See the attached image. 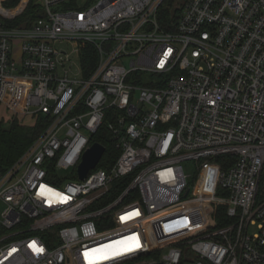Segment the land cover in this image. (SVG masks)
Segmentation results:
<instances>
[{
	"label": "built area",
	"instance_id": "2783aa9c",
	"mask_svg": "<svg viewBox=\"0 0 264 264\" xmlns=\"http://www.w3.org/2000/svg\"><path fill=\"white\" fill-rule=\"evenodd\" d=\"M10 1L0 124L44 128L0 169V264H264V0H174L172 29L166 0Z\"/></svg>",
	"mask_w": 264,
	"mask_h": 264
},
{
	"label": "trees",
	"instance_id": "16d2710c",
	"mask_svg": "<svg viewBox=\"0 0 264 264\" xmlns=\"http://www.w3.org/2000/svg\"><path fill=\"white\" fill-rule=\"evenodd\" d=\"M16 0L10 1L8 4H14ZM174 0H166L164 5L161 6L159 12V21L165 29H172L177 22L179 17V10L176 12L172 11ZM37 3H31L29 9L18 19L15 20L14 24H21L25 20H34L38 17ZM95 58L94 50L88 46L83 51V65L85 70L88 71L93 66ZM91 62V63H90ZM44 128L42 122H38L37 125L28 127L22 126L18 123H12L8 129L0 127V169H6L10 167L15 161L22 155V153L32 144V142L40 135ZM94 141L100 142L106 146L108 156L112 159V163L118 156V153L114 147L113 141L102 136V133L97 135ZM28 146V147H27ZM27 147V148H26ZM25 149V150H24ZM23 151V152H22ZM22 152V153H21ZM226 160L220 161L225 164ZM215 219L219 223V226L230 223V220L226 216L225 208L218 207L215 213Z\"/></svg>",
	"mask_w": 264,
	"mask_h": 264
},
{
	"label": "rangeland",
	"instance_id": "374dc122",
	"mask_svg": "<svg viewBox=\"0 0 264 264\" xmlns=\"http://www.w3.org/2000/svg\"><path fill=\"white\" fill-rule=\"evenodd\" d=\"M88 1L89 0H77V5L79 7H85L87 5H91L92 2H88ZM18 42H19V40H16L15 44H18ZM56 45H57V47H64L68 52L72 53V56L76 60L79 61V56H78V54H76V52H74L75 47L71 43L63 42V43H57ZM12 123H18L19 125L28 126V127L29 126L32 127V126L37 125L29 117H21V116H18V115H7L5 120L3 121V124H0V127L2 126L3 129H8L11 126ZM185 171H186V173L191 174L192 176H194L195 173H196V165H195V163L194 162L185 163ZM260 228H261L260 225L252 226L250 228V230H249V233L251 235H253V234L257 233L258 231H260Z\"/></svg>",
	"mask_w": 264,
	"mask_h": 264
},
{
	"label": "water",
	"instance_id": "95a60500",
	"mask_svg": "<svg viewBox=\"0 0 264 264\" xmlns=\"http://www.w3.org/2000/svg\"><path fill=\"white\" fill-rule=\"evenodd\" d=\"M105 152V146L99 142H95L91 147L85 152L83 160L79 166V177L81 179L85 178L90 169L95 168L99 161L101 160ZM188 191L185 196H187Z\"/></svg>",
	"mask_w": 264,
	"mask_h": 264
}]
</instances>
